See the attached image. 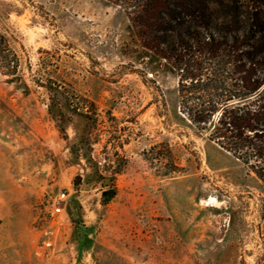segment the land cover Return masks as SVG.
Masks as SVG:
<instances>
[{
	"label": "rangeland",
	"instance_id": "obj_1",
	"mask_svg": "<svg viewBox=\"0 0 264 264\" xmlns=\"http://www.w3.org/2000/svg\"><path fill=\"white\" fill-rule=\"evenodd\" d=\"M0 32V264H264V186L180 115L120 6L0 0Z\"/></svg>",
	"mask_w": 264,
	"mask_h": 264
},
{
	"label": "trees",
	"instance_id": "obj_2",
	"mask_svg": "<svg viewBox=\"0 0 264 264\" xmlns=\"http://www.w3.org/2000/svg\"><path fill=\"white\" fill-rule=\"evenodd\" d=\"M108 1L126 12L146 56L175 73L180 115L264 186V0ZM19 68L0 32V71Z\"/></svg>",
	"mask_w": 264,
	"mask_h": 264
},
{
	"label": "built area",
	"instance_id": "obj_3",
	"mask_svg": "<svg viewBox=\"0 0 264 264\" xmlns=\"http://www.w3.org/2000/svg\"><path fill=\"white\" fill-rule=\"evenodd\" d=\"M67 198L68 195L65 192H62L57 196L55 202L53 203V215H59L63 213Z\"/></svg>",
	"mask_w": 264,
	"mask_h": 264
},
{
	"label": "water",
	"instance_id": "obj_4",
	"mask_svg": "<svg viewBox=\"0 0 264 264\" xmlns=\"http://www.w3.org/2000/svg\"><path fill=\"white\" fill-rule=\"evenodd\" d=\"M77 181H80V178L77 179ZM111 194H113V190H109V191H106L103 193V195L106 197V196H110Z\"/></svg>",
	"mask_w": 264,
	"mask_h": 264
}]
</instances>
